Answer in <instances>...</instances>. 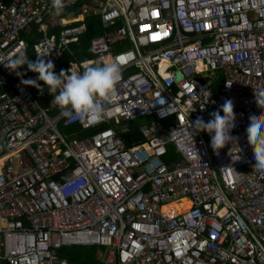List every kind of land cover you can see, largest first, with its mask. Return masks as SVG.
<instances>
[{"label": "built area", "instance_id": "2783aa9c", "mask_svg": "<svg viewBox=\"0 0 264 264\" xmlns=\"http://www.w3.org/2000/svg\"><path fill=\"white\" fill-rule=\"evenodd\" d=\"M65 5L75 13L55 14L51 0H0V264H73L58 254L65 246L105 247L98 264H264V171L246 133L264 104V0ZM92 15L104 32L77 59ZM21 51L51 52L57 74L120 58L102 121L65 114L51 94L39 103L22 83L38 73L4 64ZM225 99L238 140L217 154L190 122H207ZM140 118L143 138L127 144ZM70 125L78 130H62ZM169 144L181 157L168 164ZM184 199L187 210H163Z\"/></svg>", "mask_w": 264, "mask_h": 264}, {"label": "clouds", "instance_id": "9594fccd", "mask_svg": "<svg viewBox=\"0 0 264 264\" xmlns=\"http://www.w3.org/2000/svg\"><path fill=\"white\" fill-rule=\"evenodd\" d=\"M55 14L60 15L65 10V0H51ZM51 52L43 53L37 51V59L32 61L24 51H21L15 58H10L4 63L8 68L22 75L18 70L27 65L28 70L38 73L36 79L22 80V83L31 85L44 92L40 81L44 82L49 94L53 96L52 103L62 109L65 114L71 116L76 114L82 122H100L106 115L105 108L101 103L102 99L115 95L116 86L122 79L123 61L115 58L111 61H103L96 64H84L83 71L61 70L55 72V64L51 59ZM206 99L201 108L209 101ZM159 100V103H162ZM261 111L249 117L250 123L246 129L247 141L252 146L255 169L264 171V104L257 102ZM235 103L232 99H225L220 108L212 113L211 119L207 122L203 118H197L192 129L197 132L206 131L211 136V148L217 154L219 150L229 143H234L238 137L231 133L236 125ZM223 112V115H221ZM195 155L200 157L199 150L195 146ZM189 157L193 151H188Z\"/></svg>", "mask_w": 264, "mask_h": 264}, {"label": "trees", "instance_id": "16d2710c", "mask_svg": "<svg viewBox=\"0 0 264 264\" xmlns=\"http://www.w3.org/2000/svg\"><path fill=\"white\" fill-rule=\"evenodd\" d=\"M9 1V0H6ZM75 8L73 9H66L62 13V15H73L75 13ZM85 23L88 25V30L83 35L78 36V45L74 46V56L77 59H83L88 58L91 56V50H90V40L96 36L100 35L104 32L101 19L98 15H92L85 19ZM29 59L32 61H35V56L30 52L29 53ZM66 56L64 58V61H66ZM60 66V65H59ZM27 70V65H26ZM57 70H55L56 72ZM44 87V86H42ZM35 96L39 103L46 106V101L49 96V93L47 90L41 93L38 88L35 87ZM142 118L130 122L129 126L130 129L128 132L123 134L125 137L126 143L129 144L132 140H137L143 138V134L140 130V124L142 122ZM98 128L91 129V130H85L79 133L78 137L88 135L89 133L96 131ZM62 130L64 131H70V130H78L77 125H70L68 127H62ZM181 155L177 152V150L173 147V145L169 144L167 145V153L163 157V161L165 163H170L173 160H178ZM103 247L101 246H65L60 247L58 250V254L65 258L66 260L72 262L73 264H98L99 263V256L102 254Z\"/></svg>", "mask_w": 264, "mask_h": 264}, {"label": "bare ground", "instance_id": "6f19581e", "mask_svg": "<svg viewBox=\"0 0 264 264\" xmlns=\"http://www.w3.org/2000/svg\"><path fill=\"white\" fill-rule=\"evenodd\" d=\"M172 205H174V209L172 208ZM189 200L188 199H184L182 201H176L174 203H171L170 205L167 206V210H171L173 211V213H178V212H182L184 210H187L189 208ZM166 206L163 207V210L166 211L165 209Z\"/></svg>", "mask_w": 264, "mask_h": 264}, {"label": "crops", "instance_id": "0c3cea01", "mask_svg": "<svg viewBox=\"0 0 264 264\" xmlns=\"http://www.w3.org/2000/svg\"><path fill=\"white\" fill-rule=\"evenodd\" d=\"M78 45V44H77ZM172 208L174 209L175 207H174V205H172ZM165 209H166V211H167V206L165 207ZM171 212H173V211H171Z\"/></svg>", "mask_w": 264, "mask_h": 264}, {"label": "rangeland", "instance_id": "374dc122", "mask_svg": "<svg viewBox=\"0 0 264 264\" xmlns=\"http://www.w3.org/2000/svg\"><path fill=\"white\" fill-rule=\"evenodd\" d=\"M105 252V247L103 248V250H102V253H104Z\"/></svg>", "mask_w": 264, "mask_h": 264}]
</instances>
